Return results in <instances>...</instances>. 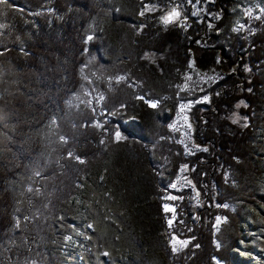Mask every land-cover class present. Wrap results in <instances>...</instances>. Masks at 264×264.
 Returning <instances> with one entry per match:
<instances>
[{
  "label": "trees",
  "instance_id": "1",
  "mask_svg": "<svg viewBox=\"0 0 264 264\" xmlns=\"http://www.w3.org/2000/svg\"><path fill=\"white\" fill-rule=\"evenodd\" d=\"M146 1L152 18L146 15L133 40L115 42L120 62L114 65L126 78L103 84L102 121L112 130L104 142L87 143L79 152L86 164L76 200L64 205L48 242L30 244L42 249L39 264H249L253 254L264 259V12L244 36L232 30L235 0H217L222 17L207 42L196 45L200 36L183 22L189 0ZM173 9L180 17L165 24L164 13ZM113 10L108 0H0V241L14 229L10 183L39 154L38 132L65 118L83 67L96 58L87 28ZM191 57L201 69L219 62L224 67L209 103L196 101L200 94L177 92ZM187 99L194 101L195 135L209 148L189 159L169 139L172 114L166 109ZM113 129L121 139L112 137ZM182 162L194 168L202 206L185 235L188 245L173 253L161 233L166 225L160 200L153 197ZM158 165H173L168 178L158 176ZM217 215L224 220L214 231ZM66 235L76 244L67 247Z\"/></svg>",
  "mask_w": 264,
  "mask_h": 264
},
{
  "label": "rangeland",
  "instance_id": "2",
  "mask_svg": "<svg viewBox=\"0 0 264 264\" xmlns=\"http://www.w3.org/2000/svg\"><path fill=\"white\" fill-rule=\"evenodd\" d=\"M216 2L217 0H199V2L194 0L185 7L183 22L190 27L189 30L194 36H200L195 41L196 45L205 43L207 33L212 31L222 17V11L217 7ZM108 3L114 7L112 13L110 11L102 13L87 28V39L89 36L92 37L88 41L96 45L93 47L96 58L93 63L83 67L81 85L68 100L65 118L59 121L52 119L38 132L41 145L39 154L23 169L20 178L10 183L14 199V229L9 237L0 241V264H17L18 261H22L23 264L38 262L42 249L30 244L48 242L54 226L58 229L60 225L64 205L76 200L77 187L83 181L86 164L85 158L79 152H83L84 147L88 146L87 143L94 144L98 140L104 142L107 134L112 130L110 127L112 124L109 129L104 128L102 121L103 84L111 80H124L127 76L126 73L119 72L118 66L114 65V61L120 62L119 59H115V42L118 38L133 40V35L140 32L142 21L149 16L152 18L153 8L146 0H108ZM232 11L234 14L232 30L248 36L256 27L255 21L260 19L264 12V0H235ZM141 12H144V15H140ZM169 12L164 13V16ZM235 68L236 64H233L231 71ZM224 75L222 63L201 69L191 57L177 92H183L188 96L194 93L200 94L196 101L209 103L214 85ZM131 86L136 88L137 84ZM215 93L218 94V91ZM193 104L194 101L187 99L178 103L176 108H166L172 114L169 139L179 145L186 159L199 152L209 153L208 146L199 142L195 135V127L190 119ZM111 117L114 118L115 114ZM53 120L55 124L52 123ZM117 134L121 139L119 130H114L112 137L119 140ZM78 139L81 141L78 142ZM171 166L165 168L163 165H158V170L155 172L166 179L168 173H172ZM171 176L167 187L157 189V194L152 197L160 200L159 218L166 225L161 233L172 251L173 237L188 243L191 240L185 235L189 231L191 221L197 219L195 210L196 207L202 206V198L194 180L196 179L194 168L190 167V163L182 162ZM173 184L176 185L175 188L171 187ZM168 196H175L176 199H167ZM164 205L174 207L175 212H165ZM172 216H175L176 220L169 227L168 220ZM223 220V216L215 217L214 231L219 228ZM17 221H19L18 225ZM75 242V237L66 235L67 247L75 245ZM188 243L185 246L176 244L175 247L180 251ZM240 254L245 255L243 252ZM249 258H252L249 264H264V259L257 254Z\"/></svg>",
  "mask_w": 264,
  "mask_h": 264
},
{
  "label": "snow or ice",
  "instance_id": "3",
  "mask_svg": "<svg viewBox=\"0 0 264 264\" xmlns=\"http://www.w3.org/2000/svg\"><path fill=\"white\" fill-rule=\"evenodd\" d=\"M192 0H189V3H191ZM197 2H199V0H197ZM7 3V0H3V4ZM37 15H39V13H37ZM140 15H144V12H141ZM249 15H251V13H249ZM180 17V12L176 11L175 9H173L168 15H166L165 17H163V22L165 24H169V23H172L174 20H176L177 18ZM88 39H92L91 36L88 37ZM121 79H123V77H121ZM140 99H143V97H140ZM205 99H207V97H205ZM150 103V106L155 108L157 105L156 103H152V102H149ZM53 124H55V120L52 121ZM119 134H117V139H119ZM206 151V149H205ZM83 162V161H81ZM37 175H39V173H37ZM189 183H191L189 181ZM172 188H175L176 185L173 184L171 186ZM29 191H31V189H29ZM197 195H199V193H197ZM167 199H170V200H175L176 197L175 196H168ZM164 211L165 212H175V208L174 207H169L168 205H164ZM176 220V217L175 216H172L169 220H168V225L169 227H171L174 223V221ZM217 220L219 221V217L217 218ZM19 224V221H17V225ZM91 227V226H90ZM171 243L173 244V247H172V251L173 252H176L178 251L177 247H175L176 244H179L181 246H185L188 242L187 241H180V240H177L175 237H173ZM105 255H108V253H105Z\"/></svg>",
  "mask_w": 264,
  "mask_h": 264
}]
</instances>
